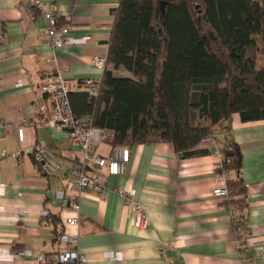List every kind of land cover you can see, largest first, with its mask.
Here are the masks:
<instances>
[{"label":"crops","instance_id":"1","mask_svg":"<svg viewBox=\"0 0 264 264\" xmlns=\"http://www.w3.org/2000/svg\"><path fill=\"white\" fill-rule=\"evenodd\" d=\"M119 1L58 0L51 10L70 34L63 48L52 49L29 0H0V264H44L64 249L60 231L78 236L85 264H264V120L232 115L196 146L201 154L186 159L167 142L124 146L130 161L124 174L106 178L104 193L80 194L65 179L80 155L52 123L41 87L50 73L101 81L104 70L92 61L107 55ZM121 71L129 77L122 69L113 73ZM225 138L241 154L247 202L241 231L233 229L227 201L213 195L223 187L216 145ZM37 147L45 149L41 167L32 158ZM111 148L100 143L98 156ZM117 187L143 205L146 228L133 225ZM74 195L78 210L69 203ZM78 216V225L67 224Z\"/></svg>","mask_w":264,"mask_h":264},{"label":"trees","instance_id":"2","mask_svg":"<svg viewBox=\"0 0 264 264\" xmlns=\"http://www.w3.org/2000/svg\"><path fill=\"white\" fill-rule=\"evenodd\" d=\"M111 14L98 97L83 87L69 95L73 113L91 114L106 143L167 142L186 159L232 115L264 120V0H120ZM118 69L129 77L114 75ZM217 151L216 173L229 174L233 197L226 205L244 224L239 147L225 138Z\"/></svg>","mask_w":264,"mask_h":264},{"label":"built area","instance_id":"3","mask_svg":"<svg viewBox=\"0 0 264 264\" xmlns=\"http://www.w3.org/2000/svg\"><path fill=\"white\" fill-rule=\"evenodd\" d=\"M58 0H29L30 6L42 19L40 29L41 36L48 41L52 49L63 48L69 42V28L59 23L58 18L51 10V6ZM2 37L0 36V41ZM92 64L99 70H104L107 64L106 56L93 58ZM99 81L75 80L63 77L58 73H50L46 77V84L41 87V95L46 98L50 105V117L54 126L66 132L72 148H75L80 155V164L76 168L67 169L64 172L66 180L72 182L79 189L80 194L84 192L104 193L107 190L105 180L107 177L124 174L126 166L130 161V150L124 146L112 147L106 156H98L97 147L105 142L107 133L93 125L91 114L76 116L70 104L69 95L79 87L85 88L89 96L97 98ZM19 141L23 140V128L18 129ZM217 142V141H216ZM217 142V150L220 147ZM216 150V153L218 151ZM45 157V149L37 147L32 153L35 163L40 164ZM57 168H60L57 165ZM89 169V171L87 170ZM92 171L93 173H90ZM223 187L213 190L215 197L224 198L227 202L233 200L225 183L229 174L224 172L219 175ZM116 194L123 199V207L130 213L132 223L139 229H144L149 223V218L142 204L136 203L132 197V191L126 187L115 188ZM69 203L73 209L78 210L80 195L71 196ZM234 231H241L243 224L239 219L238 212L228 208ZM80 216L67 219V224L78 225ZM60 243L64 249L54 255L48 256L44 264H85L87 258L78 250V236L75 234H64L59 236ZM237 246H243L241 240H236Z\"/></svg>","mask_w":264,"mask_h":264},{"label":"water","instance_id":"4","mask_svg":"<svg viewBox=\"0 0 264 264\" xmlns=\"http://www.w3.org/2000/svg\"><path fill=\"white\" fill-rule=\"evenodd\" d=\"M160 10H161V12H162V14L164 13V3H162L161 5H160ZM87 170H89L88 168H87Z\"/></svg>","mask_w":264,"mask_h":264},{"label":"rangeland","instance_id":"5","mask_svg":"<svg viewBox=\"0 0 264 264\" xmlns=\"http://www.w3.org/2000/svg\"><path fill=\"white\" fill-rule=\"evenodd\" d=\"M125 73H123L122 71L121 72H119L117 75L118 76H123Z\"/></svg>","mask_w":264,"mask_h":264}]
</instances>
